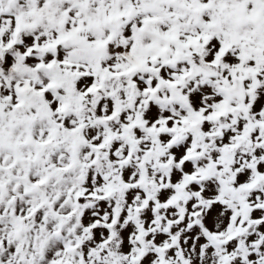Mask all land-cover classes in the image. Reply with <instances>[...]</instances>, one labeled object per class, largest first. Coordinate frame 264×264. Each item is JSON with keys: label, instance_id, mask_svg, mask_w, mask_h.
Segmentation results:
<instances>
[{"label": "snow or ice", "instance_id": "obj_1", "mask_svg": "<svg viewBox=\"0 0 264 264\" xmlns=\"http://www.w3.org/2000/svg\"><path fill=\"white\" fill-rule=\"evenodd\" d=\"M0 264H264V0H0Z\"/></svg>", "mask_w": 264, "mask_h": 264}]
</instances>
